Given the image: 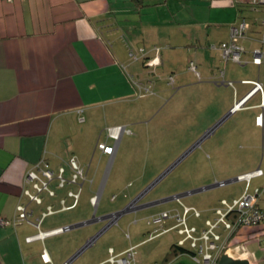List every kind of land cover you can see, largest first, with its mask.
Returning <instances> with one entry per match:
<instances>
[{
	"label": "crops",
	"instance_id": "0c3cea01",
	"mask_svg": "<svg viewBox=\"0 0 264 264\" xmlns=\"http://www.w3.org/2000/svg\"><path fill=\"white\" fill-rule=\"evenodd\" d=\"M263 17L264 7L251 8L238 0H0V219L16 221L20 205L29 213L27 221L0 224V264H101L111 255H119L132 247L138 249L157 236L173 231L178 238L167 239L166 245L157 250V261L141 257L138 264H199L194 260L190 241L182 245L183 252L166 261L172 247L179 245L185 236L179 232L181 227L174 229L175 219L166 220L161 229L150 225L149 219L164 212L183 215L177 209L178 204L195 208L199 216L191 211L186 224L200 236L208 229V222L218 218L217 211L225 209L224 201L231 204L246 191L253 194L259 189L258 206L264 209V108L261 107L264 94L256 93L242 102L253 88L252 84L242 81H259L264 89V60L261 66L237 64L236 71L227 72L230 61L225 67L226 81L234 83V87L229 86L234 106L231 110L235 109L234 115L240 113L239 121H243L241 125H245L244 132L248 133V151L242 160L244 164L239 166L241 172L221 181L226 185H240L231 203L222 199L218 206L208 204L211 199L207 196L203 201L195 199L196 194L220 187L215 186L220 182L209 186L208 182H202L174 193L211 188L180 200L151 205L171 197L172 192L161 189L152 195L149 192L153 186L144 193L151 184L136 185V179L117 189L115 179L110 191L117 189L115 192L119 195L114 194L116 198L111 201L121 198L112 213L105 208L101 211V200L109 189L114 163L126 149L119 147L116 157L110 161L96 147L108 127L131 128L130 123H123V119L130 118L123 109L136 112L135 98H141L138 84L145 85L128 72L130 68L135 74L139 70L138 61L129 56L130 51L139 58L143 55L142 60L157 59L156 68L165 67L166 60L177 66L178 52L185 53L186 57L195 55V60L190 61H196L197 71L186 69L180 76L171 75L174 81L178 79L182 89L204 87V84L221 88L222 84L216 82L223 61L216 48L229 40L231 26L246 18L253 27L242 44L247 49L244 59L251 62V51L261 47L259 20ZM146 62L142 61L144 67H150ZM138 73L144 81L143 71ZM148 82L151 85L152 81ZM260 115H263L262 125L257 123ZM94 121L103 125L95 127L93 136H87L83 124ZM134 121L129 122L136 124ZM126 136L129 139L132 135ZM72 158L87 173V181L60 188L57 175L64 169L65 177L68 170L69 178H65L70 180ZM41 161L55 175L50 185L54 194L44 191L40 194L41 203H37L30 201L25 193L27 189L35 193L32 187H27L25 178ZM258 169L263 175L251 179L248 189L246 181L236 180ZM98 192L100 199L94 206L92 198ZM71 193L79 195L77 204ZM132 202L134 208L122 212ZM120 212L116 223L107 218ZM211 214L215 219L210 218ZM193 219H204V225L190 224ZM145 221L148 228L154 227L152 231L146 230L150 235L160 229L152 239L140 234L146 229L143 230ZM65 227L69 230L50 234ZM127 228L132 234L125 238ZM258 231V227H243L230 234L223 226L217 228L215 232L221 236L219 244L225 247L217 264L228 252L230 256L236 253L231 256L234 259H247V253L254 254L251 264H264V233ZM254 232L258 233L256 237ZM41 233L46 235L33 242L26 241ZM44 254L49 259L47 262L42 258Z\"/></svg>",
	"mask_w": 264,
	"mask_h": 264
},
{
	"label": "rangeland",
	"instance_id": "374dc122",
	"mask_svg": "<svg viewBox=\"0 0 264 264\" xmlns=\"http://www.w3.org/2000/svg\"><path fill=\"white\" fill-rule=\"evenodd\" d=\"M142 56L140 55L137 67L143 71L144 81L138 73L139 70L135 74L130 68L128 72L136 76V80L142 81L146 88H150V92L143 91V97L135 98L136 112L131 108L123 109L130 117L123 119L125 121L123 123L131 124L129 125L134 136H130L129 139V136H124L120 142L119 147L125 148L126 153L114 163L109 189L101 200V211L105 208L112 213L121 198L119 196L116 202L111 201L114 194L119 195L115 191L134 182L135 179L136 185L149 182L146 186L148 187L163 176L149 193L153 195L161 189H166L167 193L172 192V196L176 191L191 188L202 182H208L209 186L236 177V173L241 172L239 166L244 164L242 160L244 161L247 156L248 133L244 132L245 125L243 123L241 125L243 121H239L240 113L234 115L235 109L231 110L233 104L229 86L222 85L221 88L213 89L204 84V87L182 89L178 79L175 80L174 86L170 85L169 76L176 73L180 76L186 69H190V60L192 58L194 61L195 55L186 57L185 53L178 52L176 56L180 58H175L177 66L169 64L166 60L165 67L162 68L144 67ZM238 68L237 64L230 61L227 72L236 71ZM190 76L193 78L192 74ZM148 81H152L151 85ZM137 92L140 94L138 88ZM130 120H135L136 124H132ZM83 125L87 136H93L95 127L103 125V122H87ZM101 139L105 141V135ZM88 142L87 138L85 144L88 145ZM94 162L96 163L97 159ZM65 177L69 178L68 170ZM115 179L117 189L110 191L113 189L111 184ZM239 187L238 183H232L196 194L194 197L196 200L210 197L211 201H208V204L220 206L222 199L231 203ZM195 206L200 208L199 205ZM177 209L183 213V205L178 204ZM213 216L211 214L210 218L215 219ZM189 222L204 225V219L203 221L193 219ZM144 223L146 225V221ZM153 228L146 225L140 234L143 233L145 238H148L151 235L146 230L152 231ZM128 234H132V231L127 228L123 237L127 238ZM175 235L177 234L173 231L168 235L157 236L150 244L136 249L137 262L141 257L157 261L159 256L157 250L166 245L168 238L177 239Z\"/></svg>",
	"mask_w": 264,
	"mask_h": 264
},
{
	"label": "built area",
	"instance_id": "2783aa9c",
	"mask_svg": "<svg viewBox=\"0 0 264 264\" xmlns=\"http://www.w3.org/2000/svg\"><path fill=\"white\" fill-rule=\"evenodd\" d=\"M11 1V0H8ZM241 4H246L251 8H259L264 7V0H238ZM260 25V34L261 37L259 42L261 44L260 48L254 49L251 51L252 60L247 61L244 59V55L247 53V49L242 44L244 40L249 38V33L253 27V23L246 18H242L238 23H235L230 28V38L227 42L221 43L218 48L221 52V58L223 61V69L220 70L219 73V81L217 84L228 85L234 87V83L232 81H226L225 79V67L229 61H232L240 66L247 65L252 63L256 66H261L264 60V17L259 20ZM158 50V49H157ZM159 51V50H158ZM143 52V50H141ZM129 56L133 59V61H138L140 58L134 51H130ZM147 65L150 67H155L158 64L157 59H149L147 60ZM190 69L194 72L197 70V66L195 62L190 63ZM174 78L173 76L169 77L170 85H174ZM244 84H252L253 88L242 101L244 102L251 96L256 93L264 94L263 85L259 81H242ZM138 90L140 92L139 96L143 97V91L150 92V88H146L143 85L138 84ZM142 94V95H141ZM261 107L264 108V99L261 102ZM257 123L262 125L263 123V115H260L257 118ZM126 135H133V131L124 125H118L113 127H108L105 130V141L102 139L98 140L97 143V150L101 151L102 154L106 155L110 161L114 160L117 155L118 148L122 138ZM70 169H71V178L70 180L64 177V169H61L59 174L57 175V179L59 180V187L62 188L66 184H77L81 185L87 181V173L85 170L80 166L79 162L76 158H72L70 161ZM263 175V171L261 169L255 170L250 173H246L237 177L239 181H246L247 189L249 187L251 179L255 177H259ZM54 173L49 169V165L45 161L39 162L32 170L28 171L25 178V184L27 187H32L35 193H31L29 189L26 190V195L29 196L30 201L41 203L40 194L44 191H49L52 195L54 194L50 191L51 182L54 180ZM219 186H225V182L218 183ZM74 196L77 204L79 195H75L73 193L70 194ZM261 196V191L257 189L253 194L248 193L247 191L244 195L233 201V203L229 204L227 202H223L225 206L224 210H218L217 215L218 218L215 222L211 223L208 222V229L203 231L202 235L197 236V230L195 228H189L186 224L187 222V214L190 211H194L196 216H199V212L195 208H187L184 207L183 215H175L173 216L169 212L161 213L157 216H153L149 219L150 225H155L163 227L164 223L168 219H175L177 225L174 229H179L180 234L184 235L185 238L179 243V245H184L186 241H190V247L195 251L194 260L199 264H217L220 254L222 253L223 249L225 248L223 245H220L219 242L221 241V236L215 232L217 228L223 226L224 229L233 234L234 232L238 231L243 227L249 228H264V209H261L258 206V201ZM115 196L112 197V200H115ZM100 199V192H98L92 198V204L96 206ZM135 204L132 205L131 208H134ZM18 218L16 221L13 222L7 221L4 219H0L1 225H10L16 224L23 221H27L29 217V213L25 206L20 205L18 207ZM231 213H236V218L234 220H229L228 216ZM116 216L111 218L113 223H116ZM158 229V230H160ZM69 227L61 228L51 232L50 234L54 233H63L68 231ZM158 230L154 232L157 233ZM169 231V230H168ZM165 232V231H164ZM154 234L151 235L150 239L154 238ZM46 234H39L36 236H31L26 239L27 242H33L35 240L41 239ZM113 254V252H112ZM251 264V256L254 254L247 253ZM44 261H48L46 254L42 256ZM101 264H138L137 262V252L136 248L132 247L127 251L119 254V255H111V257L101 263Z\"/></svg>",
	"mask_w": 264,
	"mask_h": 264
},
{
	"label": "water",
	"instance_id": "95a60500",
	"mask_svg": "<svg viewBox=\"0 0 264 264\" xmlns=\"http://www.w3.org/2000/svg\"><path fill=\"white\" fill-rule=\"evenodd\" d=\"M163 176H161V177H159L158 179H156L151 185H150V187H148V189H146L145 191H144V193H146L147 191H149L153 186H155L156 185V183L159 181V180H161V178H162ZM237 180V179H236ZM226 183V182H225ZM215 186H219V184L218 185H215ZM209 188H211V187H203V188H199V189H196V190H194V191H190L189 193H182V194H177V195H174V196H171V197H167V198H163V199H159V200H156V201H154L153 203H151V205H155V204H158V203H162V202H166V201H170V200H180L182 197H184V196H186V195H188V194H191V193H198V192H201V191H203V190H206V189H209ZM144 193H142L141 195H140V197H138L137 199H136V203H137V201L144 195ZM134 204V202H132L128 207H126V209H124V211H122V212H127V211H129V209H131V206ZM146 206H149V205H143V207H146ZM122 212H120V213H116V214H112V215H109V217H107V218H109L110 219V221H111V218L112 217H114V216H116L117 218H118V216H119V214H122ZM111 223H113L112 221H111ZM79 224H81V223H79ZM82 224H84V223H82ZM78 226H80V225H76V227H78ZM96 237H94V239H95ZM94 239H92V240H94ZM84 250V248H82L75 256H77V255H79L82 251ZM219 264H250V262H249V260L248 259H234V258H232V257H230L229 255H227V254H224V255H222L221 256V258H220V260H219Z\"/></svg>",
	"mask_w": 264,
	"mask_h": 264
},
{
	"label": "trees",
	"instance_id": "16d2710c",
	"mask_svg": "<svg viewBox=\"0 0 264 264\" xmlns=\"http://www.w3.org/2000/svg\"><path fill=\"white\" fill-rule=\"evenodd\" d=\"M143 60H145V61H147L148 59H143ZM236 213H231V214H229V216H228V218H232V220H234L235 218H236ZM260 229V231H258V233L259 232H263L264 233V228H259ZM257 232H254V235L256 234ZM257 233V234H258ZM259 236V235H258ZM263 236H264V234H263ZM255 237H256V235H255ZM184 251V249L182 248V246H180V245H174L173 247H172V250L170 251V253L168 254V256L166 257V261H170L171 259H173L174 257H176L179 253H181V252H183Z\"/></svg>",
	"mask_w": 264,
	"mask_h": 264
},
{
	"label": "bare ground",
	"instance_id": "6f19581e",
	"mask_svg": "<svg viewBox=\"0 0 264 264\" xmlns=\"http://www.w3.org/2000/svg\"><path fill=\"white\" fill-rule=\"evenodd\" d=\"M227 255H229V252L227 253ZM234 255H236L235 252L231 253V256H234ZM229 256H230V255H229ZM231 256H230V257H231Z\"/></svg>",
	"mask_w": 264,
	"mask_h": 264
}]
</instances>
